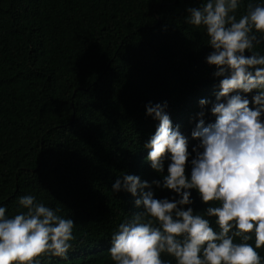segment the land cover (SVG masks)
<instances>
[{
	"label": "trees",
	"instance_id": "1",
	"mask_svg": "<svg viewBox=\"0 0 264 264\" xmlns=\"http://www.w3.org/2000/svg\"><path fill=\"white\" fill-rule=\"evenodd\" d=\"M201 2L0 0V206L14 216L26 211L18 198L30 194L75 221L67 258L46 255L39 264H115L111 236L142 208L112 184L124 173L162 179L144 147L159 123L146 114L150 101H167L189 151L198 143L191 132L199 101L214 100L222 79L206 62L205 28L185 19ZM249 2L264 0H240L237 17ZM255 51L264 55V42ZM210 107L206 123L215 120ZM153 190L157 198L176 195ZM191 192L190 206L202 212L207 205ZM257 251L264 257V247ZM162 259L176 264L166 253Z\"/></svg>",
	"mask_w": 264,
	"mask_h": 264
},
{
	"label": "clouds",
	"instance_id": "2",
	"mask_svg": "<svg viewBox=\"0 0 264 264\" xmlns=\"http://www.w3.org/2000/svg\"><path fill=\"white\" fill-rule=\"evenodd\" d=\"M239 8L240 0H202L186 9V22L203 26L209 37L206 62L222 77L219 90L214 100L199 101L200 119L191 132L198 143L191 151L167 101L146 105V114L159 122L144 144L146 159L162 179L149 183L124 173L112 184L113 192L131 193L142 208L111 236L115 264H171L163 253L176 264H264L257 251L264 247V55L255 51L264 42V3L249 2L237 17ZM253 92L250 100L246 94ZM208 104L215 120L206 123ZM153 185L176 195L157 198ZM191 190L207 205L202 212L190 206ZM18 202L26 211L11 217L0 206V264H39L46 255L66 259L75 221L33 195Z\"/></svg>",
	"mask_w": 264,
	"mask_h": 264
}]
</instances>
